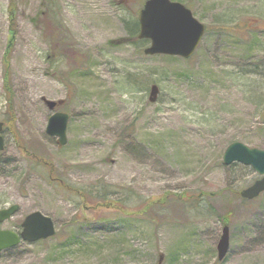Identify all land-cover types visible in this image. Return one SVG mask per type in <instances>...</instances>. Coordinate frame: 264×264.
<instances>
[{
    "label": "rangeland",
    "instance_id": "1",
    "mask_svg": "<svg viewBox=\"0 0 264 264\" xmlns=\"http://www.w3.org/2000/svg\"><path fill=\"white\" fill-rule=\"evenodd\" d=\"M8 1L0 209L19 208L0 229L38 210L56 232L1 250L0 264H264V192L238 193L259 175L222 161L233 141L264 149V0H173L206 27L188 58L143 53L145 0H13L14 25ZM54 111L68 114L63 145L45 132Z\"/></svg>",
    "mask_w": 264,
    "mask_h": 264
},
{
    "label": "water",
    "instance_id": "2",
    "mask_svg": "<svg viewBox=\"0 0 264 264\" xmlns=\"http://www.w3.org/2000/svg\"><path fill=\"white\" fill-rule=\"evenodd\" d=\"M137 19L139 24L137 37L150 40L143 49L144 54L147 55L165 54L188 58L194 52L205 31V25L192 15L189 8L178 1L145 0ZM156 92V86H152L149 94L151 101L155 100ZM47 104L49 108L54 106L52 101H47ZM67 120V113L56 111L48 117L45 126V132L57 137L60 145L66 142ZM2 126L3 123L0 121V150L4 145L1 135ZM222 161L226 165L232 162L250 165L260 175L250 185L239 191L241 198L252 199L264 191V149L248 147L239 141H233L225 148ZM17 210V204L0 209V222L10 218ZM20 226L19 232L0 229V250L15 246L22 240L34 242L55 234L52 218L38 210L24 216ZM228 247V227L224 225L216 245L219 260L225 256Z\"/></svg>",
    "mask_w": 264,
    "mask_h": 264
},
{
    "label": "trees",
    "instance_id": "3",
    "mask_svg": "<svg viewBox=\"0 0 264 264\" xmlns=\"http://www.w3.org/2000/svg\"><path fill=\"white\" fill-rule=\"evenodd\" d=\"M8 5H9V13H8V17H9V25H14L13 23L15 22V16H16V9L14 7V2L13 0H9L8 1ZM46 13V17L45 19H43V22H44V25L46 27V30H50L52 29L54 32H59V30L61 29L60 25V21L58 20V15H57V11L54 10L53 7L51 6H48L47 9H45V12ZM12 29V28H11ZM137 29V24H133V26H129V31L131 33H133L135 30ZM9 40H8V44H7V47L4 51V62L3 63V66H4V75H3V81L4 83L6 84L8 81H7V78H8V63H7V60L6 58L8 57V53H9V50H10V47H11V40L13 38V31H9ZM102 186H97V193L100 194L101 198L105 201V200H109L108 197L109 195L112 194L113 191H115L114 188H112V186H109L108 184H101ZM96 187V186H94Z\"/></svg>",
    "mask_w": 264,
    "mask_h": 264
}]
</instances>
